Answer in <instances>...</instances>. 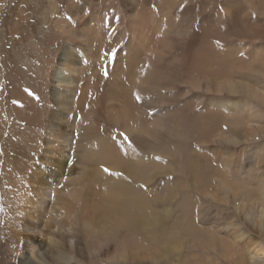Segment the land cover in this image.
I'll return each instance as SVG.
<instances>
[{"label": "rangeland", "instance_id": "374dc122", "mask_svg": "<svg viewBox=\"0 0 264 264\" xmlns=\"http://www.w3.org/2000/svg\"><path fill=\"white\" fill-rule=\"evenodd\" d=\"M104 141L102 183L119 197L111 213L106 198V241L93 252L79 231L73 246L54 237L62 252L43 257L39 233L28 248L31 175L92 182L86 150ZM259 200L264 0H0V264L21 251L26 264H249L264 244Z\"/></svg>", "mask_w": 264, "mask_h": 264}, {"label": "bare ground", "instance_id": "6f19581e", "mask_svg": "<svg viewBox=\"0 0 264 264\" xmlns=\"http://www.w3.org/2000/svg\"><path fill=\"white\" fill-rule=\"evenodd\" d=\"M85 32L86 33L90 32V29H85ZM81 36L84 37L83 34ZM86 42L88 41L85 40V43ZM63 50H65V48ZM66 54L67 57L65 55H62V58L61 59L59 58L60 61L63 62V64L58 61L59 63L55 65L54 69L50 73V76L52 78V83L55 84V87L62 86L68 83L65 79H61V73L60 71H58L60 67L62 66L64 67L66 66V64H70V65L74 64V62H72L71 56L67 52ZM4 82L9 83L10 81L8 82L7 79H4ZM223 87H226L227 90L229 88L233 89V91L234 88H236L234 84L225 85ZM51 96L56 101L54 103L55 106L58 107L59 109H63L64 108L63 105H61V103L58 100L60 96L59 92L51 91ZM53 98L51 99V101L53 100ZM65 102H68V99ZM68 106H70V104ZM59 112L61 113V111ZM76 116L77 115L75 114L74 118H76ZM55 119L57 121L61 119L57 113H55ZM128 121H129L128 130H130L132 129V125H131L132 118H130L129 116H128ZM94 130H95L94 126L90 124H88V126L85 129L86 134L91 135V137L89 138L90 141H92L95 137ZM60 142L61 144H66L68 147L70 145L72 146L71 139L67 138L66 134L61 139ZM49 143L51 142L48 141L47 146L49 145ZM86 154L88 155L89 160L92 159L97 160L96 162L99 167L98 178L92 182H90L91 179L88 181H84L85 179L88 178L87 175H84L82 177L83 179H81L79 178V176L67 177L64 172L58 175L57 178H55V175L57 174L58 170H55L54 168L49 171L48 174L49 177L47 179L48 182L40 183L38 181L37 177H35L38 170H35V172L31 175V178H29V181L32 182L30 187L31 188L30 190L32 191L30 192L31 195L29 194L27 199L25 200L27 204L25 206L23 205V210L26 209V213L24 216L27 218L26 220L23 221V229L24 231L27 232L28 235H30L29 233L32 234L31 236L32 239L30 236H26L24 238V242L26 243L25 245L29 248L35 244L34 239H36L35 238L36 234L40 233V234L50 235L47 236L48 237L47 241L49 242L48 246L46 248L39 249L43 257H46L47 255L46 253H50V256L51 254H56L57 256L60 255V252H62L61 242L55 241L54 237H58L59 239H61V241L68 240L66 241L68 245L73 246L75 244L74 240H76L77 238L75 233L79 231L82 238L86 240L88 244L87 247L89 248L90 245L92 244L90 249L93 252L97 250L98 246L96 245H98V242L106 241V198L108 197V208H107L108 213L112 212V209L117 205L116 200H118L119 198L118 196H115L111 193L110 196L107 195L106 197V183H102L105 173L101 171L100 167L106 163V155H107L106 141H104L100 147H96L94 144H91L89 150L88 151L86 150ZM53 180H55L54 183L52 182ZM101 186H103L104 188H101ZM93 189H96L98 191V196L95 200V203L93 202L90 196L91 191ZM115 193L121 196L124 194V190H119V191L115 190ZM261 202L262 200H259L255 203V205L257 207H261V209L264 211V204H263L264 202L262 204ZM48 205L50 207H48ZM262 214L263 213L261 212V214L256 216L258 219L263 221L264 218ZM258 219L255 222L256 226H258V224H263V222L259 221ZM133 222L137 223L136 221ZM133 222L131 223V225H133ZM134 226L136 227V224H134ZM65 234L67 236H65ZM18 251L19 249L17 248V252ZM19 254L20 257L15 262V264H26L27 261L29 260L28 257L29 254H27L25 251L24 252L21 251ZM263 254H264V244L261 245V248L252 252L253 258L249 259L251 261L249 264L263 263L264 261L259 263L257 262L258 260L257 261L254 260L255 257L260 258ZM197 258L198 260H200L199 257ZM260 260H262V257ZM195 263L196 261L195 262L193 261V264ZM197 263L201 264V262H197Z\"/></svg>", "mask_w": 264, "mask_h": 264}, {"label": "snow or ice", "instance_id": "6c2138e0", "mask_svg": "<svg viewBox=\"0 0 264 264\" xmlns=\"http://www.w3.org/2000/svg\"><path fill=\"white\" fill-rule=\"evenodd\" d=\"M241 55H243V54H241ZM104 75H105V77H107V75H108L107 71H105ZM137 99L139 100V97H137ZM103 171L105 173H107V174H110V175L113 174V173L110 172V170L108 168H104ZM115 175H120V174L119 173H115Z\"/></svg>", "mask_w": 264, "mask_h": 264}]
</instances>
